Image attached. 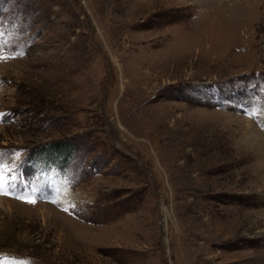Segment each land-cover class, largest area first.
Segmentation results:
<instances>
[{
	"label": "rangeland",
	"instance_id": "obj_1",
	"mask_svg": "<svg viewBox=\"0 0 264 264\" xmlns=\"http://www.w3.org/2000/svg\"><path fill=\"white\" fill-rule=\"evenodd\" d=\"M132 1L0 0V264H264V0Z\"/></svg>",
	"mask_w": 264,
	"mask_h": 264
},
{
	"label": "bare ground",
	"instance_id": "obj_2",
	"mask_svg": "<svg viewBox=\"0 0 264 264\" xmlns=\"http://www.w3.org/2000/svg\"><path fill=\"white\" fill-rule=\"evenodd\" d=\"M171 2H170V4L169 5H173L174 7H178V6H181L180 8L181 9H183V12L185 11H189V8H190V10L193 12V13H195V15L198 13V12H202V10L204 11V9H208V7L209 6H211V5H213V4H207V3H205V2H198V3H195V2H193V3H191V4H189L188 2L190 1V0H170ZM166 3V0H134V1H132V4H131V7H132V9H133V12H132V14H133V16H138L140 13H144V12H149V10H151V9H155L154 7H156V6H160V7H163L164 6V4ZM220 4L221 5H225V4H222L221 3V1L218 3V9H219V7H220ZM252 5H253V2L251 3ZM251 4L249 3V1H244V0H242L241 1V3H238V2H234V3H232V5H230V6H227V5H225V7H226V10L227 11H229V10H231V12L233 13V12H239V10L240 11H242V9H244V10H247L248 9V7H250L251 6ZM237 6H239V7H237ZM260 6H264V4H262V5H260ZM157 8V7H156ZM164 8H165V6H164ZM179 8V9H180ZM197 8V9H196ZM198 8H202V10L201 11H198ZM221 8V7H220ZM224 8V7H223ZM169 9V8H168ZM166 10V9H165ZM164 11V10H163ZM198 11V12H197ZM221 11V10H220ZM151 12V11H150ZM192 12H191V14H192ZM175 13V12H174ZM218 13H219V11H218ZM221 13V12H220ZM180 15V14H179ZM200 15V14H199ZM212 15V14H211ZM216 15V14H215ZM176 16H178L177 14H176ZM191 16V15H190ZM212 16H214V15H212ZM217 16V15H216ZM181 17V16H180ZM198 17V16H197ZM204 17V16H203ZM202 17V18H203ZM208 17V16H207ZM222 17V16H221ZM210 18V17H209ZM223 18V17H222ZM195 19V18H194ZM217 19H219V18H217ZM197 21L199 20V17H198V19H196ZM208 20V19H207ZM210 20V19H209ZM219 20H221V19H219ZM187 21V20H186ZM210 22V21H209ZM212 22V21H211ZM218 22V21H217ZM196 23L197 22H186V23H184L183 24V26H182V29L180 30L181 31V33L182 32H184V31H186V30H192V28L194 29V27L196 26ZM220 23V22H219ZM207 24V23H206ZM218 24V23H217ZM208 25V24H207ZM215 25V24H214ZM219 25V24H218ZM212 26V25H211ZM179 32V31H178ZM60 184V183H59ZM58 184V185H59ZM57 185V186H58ZM61 186V185H60ZM59 188V190H60V188L61 187H58ZM62 195H63V198L65 199V198H67V195L65 194V192H63L62 191ZM63 199V200H64ZM70 201V200H69Z\"/></svg>",
	"mask_w": 264,
	"mask_h": 264
},
{
	"label": "snow or ice",
	"instance_id": "obj_3",
	"mask_svg": "<svg viewBox=\"0 0 264 264\" xmlns=\"http://www.w3.org/2000/svg\"><path fill=\"white\" fill-rule=\"evenodd\" d=\"M4 58L5 57L0 56V59H4ZM0 170H2V169H0ZM0 179H2V178H0ZM8 194H9V192L6 190L5 186L3 184H0V195H8ZM26 202H28V203H35V200L29 199ZM65 210L67 211V209H65Z\"/></svg>",
	"mask_w": 264,
	"mask_h": 264
},
{
	"label": "trees",
	"instance_id": "obj_4",
	"mask_svg": "<svg viewBox=\"0 0 264 264\" xmlns=\"http://www.w3.org/2000/svg\"><path fill=\"white\" fill-rule=\"evenodd\" d=\"M66 149H58V150H55L52 148V151L51 152H58V153H63L62 151H64Z\"/></svg>",
	"mask_w": 264,
	"mask_h": 264
}]
</instances>
